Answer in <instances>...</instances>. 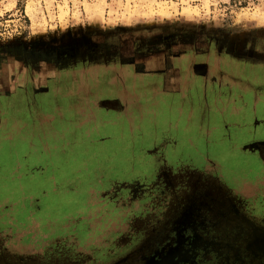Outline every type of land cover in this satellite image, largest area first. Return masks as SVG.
<instances>
[{
	"label": "rangeland",
	"instance_id": "rangeland-1",
	"mask_svg": "<svg viewBox=\"0 0 264 264\" xmlns=\"http://www.w3.org/2000/svg\"><path fill=\"white\" fill-rule=\"evenodd\" d=\"M187 40L264 46V0H0V132L13 131L0 144V264H111L127 253L128 264L138 256L144 264H264V234L251 228L264 232V215L236 203L246 221L219 219L204 202L197 208L205 191L188 192L187 171L166 178L168 191L177 183L184 190L168 204L157 194L161 181L106 185L148 171L155 142L203 146L201 129L164 102L131 120L112 111L92 116L91 69L136 63L139 51ZM225 154L217 155L233 182L249 186L258 177ZM241 184L228 191L232 203H264L262 190Z\"/></svg>",
	"mask_w": 264,
	"mask_h": 264
},
{
	"label": "crops",
	"instance_id": "crops-1",
	"mask_svg": "<svg viewBox=\"0 0 264 264\" xmlns=\"http://www.w3.org/2000/svg\"><path fill=\"white\" fill-rule=\"evenodd\" d=\"M187 36L190 38V34ZM169 48L154 54L139 51L140 55L134 58L136 63L113 62L91 69L89 98L94 107L91 114H97V110L112 111L117 117L131 120L130 115L141 116L150 103L164 102L184 112L186 122L201 129L203 146L190 142V148L184 151L174 139L155 142L147 152H155L157 159L148 171L129 180H107L106 185L137 180L140 187L148 183L153 186L168 177L181 179V174L187 171L189 183L193 179L207 190L228 196V191L239 187L241 181L233 182L236 177L231 170L227 175L228 167L219 161L217 154L225 151L228 160L239 158L255 171L258 177L249 186L248 182L241 186L262 190L263 197L264 49L247 45L244 50L243 46L236 50L214 41L205 46L190 45L189 40ZM6 129L0 132V144L12 136V129ZM174 163L180 167L163 176V167Z\"/></svg>",
	"mask_w": 264,
	"mask_h": 264
},
{
	"label": "flooded vegetation",
	"instance_id": "flooded-vegetation-1",
	"mask_svg": "<svg viewBox=\"0 0 264 264\" xmlns=\"http://www.w3.org/2000/svg\"><path fill=\"white\" fill-rule=\"evenodd\" d=\"M253 47H259L260 48V50H262V49H264V46H260L259 44H256V46H253ZM260 58V57H259ZM261 60H262V58H260ZM169 185V183H168V181L167 180H164V181H162L161 182V184L159 185V186H157L159 189H161V185L162 186H164V191H163V189H161V191L162 192H159V191H157V190H159L158 188H157V194H160V195H158V197L161 199V200H163L165 203H167L168 204V199H169V197L170 198H174V195L175 194H178V192H180V191H184V190H182L183 188H178L179 187V184L177 183V185L178 186H176L175 187V184L174 185H171V187L173 188H171L169 191H168V185ZM184 184L183 183H181V186H183ZM186 186V188H187V190H188V192H190V187H202L203 189H204V191H205V193H204V195L203 196H201V197H198V200H195L196 201V207L198 208L200 205H203V202H204V204H207V206L209 205V207H208V209H210V207L216 212V215L219 217V219H221V217L223 218V217H228V218H230V217H232V218H235L237 221H246V218L243 216V215H245L243 212L244 211H242L241 209H239L237 206H235V203L236 204H238V205H240V206H243L245 209H246V211H247V213H252V214H256L257 216H260V215H264V203H262V204H259V205H249V204H246V205H242L241 203H239L238 201H236V202H234L233 200V202L234 203H232L231 201H230V199H232V198H230V196H221V194H219V193H216V192H213V191H211V190H207L202 184H200V183H196V184H194V186H191L190 185V183H189V180L187 179V184L185 185ZM173 193H175L174 195H172ZM171 195V196H170ZM263 195H264V192H263ZM195 197H196V195H195ZM254 197V196H253ZM262 197V196H261ZM238 200H240L238 197H236ZM263 198V197H262ZM176 200V199H175ZM162 201V202H163ZM195 201H193V202H195ZM241 201V200H240ZM242 202V201H241ZM228 203H229V206H228ZM167 204H163L162 203V205L164 206V207H166V205ZM168 207H171L172 209H173V200L172 201H170V203H169V205H168ZM198 214L200 215L201 214V212H198ZM255 215V216H256ZM246 216V215H245ZM264 217V216H263ZM236 221V222H237ZM238 226L240 225V224H237ZM190 228L191 229H194V225H191L190 226ZM251 228L254 230V231H256V232H261V233H263L264 234V232H262V228H261V226L259 225V224H257V223H252L251 224ZM260 234V233H259ZM203 235H205V233H203ZM196 236H198L199 237V239L200 240H203V242H207V241H210L209 239H207V238H204V237H202V236H200V235H196ZM256 236H258L257 234L255 235V237ZM211 242V241H210ZM167 251V250H166ZM164 253H165V251H164ZM164 253H162L161 255H158L159 257L160 256H162ZM180 255L181 254H183V253H179ZM132 255H131V253H127V254H124V255H122V256H120V257H118V258H116V259H114V260H112V263L111 264H128L129 262H131L130 261V257H131ZM149 257H153V259L154 260H156V258H157V254L155 253V254H150L149 255ZM134 260H136V261H133V263H137L138 262V264H144V261H145V257L144 256H142V257H140V256H138L136 259H134Z\"/></svg>",
	"mask_w": 264,
	"mask_h": 264
}]
</instances>
